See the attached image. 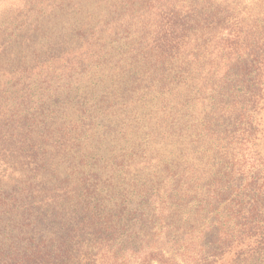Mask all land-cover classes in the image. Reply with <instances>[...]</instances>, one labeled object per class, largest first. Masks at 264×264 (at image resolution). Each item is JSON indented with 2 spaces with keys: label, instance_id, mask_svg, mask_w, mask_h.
Returning a JSON list of instances; mask_svg holds the SVG:
<instances>
[{
  "label": "rangeland",
  "instance_id": "374dc122",
  "mask_svg": "<svg viewBox=\"0 0 264 264\" xmlns=\"http://www.w3.org/2000/svg\"><path fill=\"white\" fill-rule=\"evenodd\" d=\"M104 5L100 0H0V246H14L20 252L19 248L43 244L39 251L49 254L50 258L44 264H207L198 255L201 245L198 229L202 223L191 209L192 223L185 224L188 217L183 215V221H179L182 226H166L163 217L150 223L148 214L141 215L138 211H134L136 215L125 212L127 226H86L78 209L81 200L68 197L83 175L96 177L101 204L114 198L119 200L117 192L122 181L144 178L149 173L154 175L155 171L147 163L153 148L151 135H147L145 128L132 131L139 121L119 115L121 98L138 96L141 90L148 95L151 86L167 84L163 86L173 88L185 79L180 82L181 74L159 61L162 37L170 35L162 31L159 18L149 19L158 29L150 48L144 42L136 45L143 41V34L135 35L136 27H129L127 38L138 49L137 58L124 38L110 34L96 47L86 50L89 54L73 52L72 37L79 27L72 29L71 25L89 18L97 23V15L103 11L102 17L108 10ZM249 7L253 9L254 5ZM151 13L157 12L146 9L142 18H149ZM125 23L120 21V25ZM163 25L171 30L168 23ZM22 41L31 46L37 43L40 50L58 58L66 54L61 61H67L68 67L46 62L47 65L34 72L6 76L5 71L14 66L26 69L17 63L18 58L10 61L11 57L34 55L31 46L20 50ZM142 50H147L150 63L139 53ZM159 98L162 108L170 111L171 98L162 97L160 89ZM192 101L189 110L184 108L179 115L170 116L174 120L173 129L186 136L189 146L180 148V136L175 134L170 137L167 153L189 154L191 170L204 172L197 176L206 180H211L214 174L210 165L218 154L232 153L231 165L236 166L251 154L246 172L252 179L260 177L262 182L263 113L257 110L248 120L247 133L241 130L237 134L238 144L228 140L220 150L209 131L219 130L217 115L207 110L205 101ZM163 114L168 113L161 111L157 117L151 129L153 136H158L161 133L158 129L166 126ZM253 128L259 131L253 133ZM170 129L167 124L163 133ZM192 140L197 141L192 143ZM140 148L146 151L138 153ZM211 150L218 153L212 155ZM207 158L210 159L206 166ZM45 164L49 166L46 168ZM10 166L13 167L8 170ZM14 168L21 177L16 175L7 180ZM170 171L167 169L160 175L163 180H168ZM23 175L28 176L29 185L34 187L31 194L21 192L19 182ZM44 177L46 181H42ZM125 189L120 191L122 195L129 193ZM126 196L123 199H129L132 207L141 203L136 194ZM251 227L256 232L254 237H245V247L224 249V262L235 255L240 259L246 257L245 251L260 240L264 224ZM64 244L77 252L68 261L57 256L64 250Z\"/></svg>",
  "mask_w": 264,
  "mask_h": 264
},
{
  "label": "trees",
  "instance_id": "16d2710c",
  "mask_svg": "<svg viewBox=\"0 0 264 264\" xmlns=\"http://www.w3.org/2000/svg\"><path fill=\"white\" fill-rule=\"evenodd\" d=\"M110 1L100 0V3L105 2L104 7L108 10L104 11L102 17L103 11L97 15V23L89 18L71 25L72 29L79 27L77 34L72 37V44L75 46L73 52L87 53L86 50L96 47L107 34L124 38V43L128 45L133 44L130 43L133 41L127 38L129 27H136L135 35L143 34V41H138L136 45H142L144 42L150 48L155 42L154 37L158 29L149 19L159 18L162 31L170 34L162 37L163 49L160 48L158 53L159 61L181 74L180 82L185 79L173 88L171 85L163 86L167 84L151 86L148 87L151 92L148 95L145 90H141L138 96L121 98L122 112L119 115L125 119L139 121L132 131L138 132L145 128L147 135H151L149 139L153 148L147 163L149 168L155 171L154 175L149 173L144 178L122 181L117 192L120 195L119 200L114 198L102 204L99 202V191L95 186L96 177L83 175L74 193L71 192L68 197L81 200L78 209L86 226H127L125 212L134 211L140 212L141 215L148 214L150 223L157 217H163L166 226H182L179 221H183V215L188 217L185 224L192 223L193 216L189 215L191 209L200 217L202 223L198 229L201 236L198 254L201 262L264 264V231L260 234V240H256L258 242H254L248 252L245 251L246 257L240 259L239 255H235L224 262V249L245 247V237L252 238L256 234L251 226L264 224V180L260 182V177H255L253 181L251 175L246 172L250 167L248 160L252 159L251 154L245 156L243 162L237 166L231 165L232 153L218 154L214 158L215 162L210 165L214 174L211 175V180H206L203 176H197L204 172L191 170L187 159L189 154L178 156L174 151L167 153L170 137L175 134L180 136V148L189 146L186 136L173 129L174 120L170 116L179 115L184 108L189 110L188 106L194 99L205 101L207 110L209 109L210 113L214 111L217 115L219 130L209 131L213 143L219 146L220 150L226 146L228 140L235 141L241 130L247 133L248 120L257 110L264 115V0ZM251 4L254 5L253 9L249 7ZM166 8H169L170 12ZM146 9H155L157 13H151L149 18L143 19ZM120 21H125V25H120ZM134 22L136 23L133 24ZM166 23L171 30L165 29L163 24ZM19 45L21 51L24 46H31L23 41ZM37 46L34 42L31 46L34 55L21 54L11 57L10 61H16L18 58L17 63L23 64L26 69L14 66V69H8L4 74L15 76L19 72H34L40 66L47 65L46 62H56L55 65L68 67L67 61H61L66 54L58 58L50 52H43ZM130 51L134 52L137 58L138 49L130 45ZM139 53L150 63L147 50ZM159 89L162 97L167 95L171 98L173 106L168 108L170 111L162 108ZM161 111L168 113L162 116L163 125L170 124L171 129L163 133L166 126H162L158 129L161 133L153 136L151 129ZM257 126L259 128V123ZM258 131L256 128L252 130L253 133ZM235 144L238 142L235 141ZM242 145L247 150L246 144L242 142ZM141 151L146 150L140 148L138 153ZM211 151L212 155L218 153L216 150ZM209 159L207 158L206 166ZM45 166L47 168L49 165ZM160 168L161 171H157ZM167 169L172 171L166 181L160 175ZM13 171L7 180L16 175L21 177V173L15 168ZM46 179L44 177L42 181ZM89 182L92 186H88ZM29 183L28 176L23 175L19 182L22 193L31 194L34 190L33 185ZM123 187L126 188L125 192H129L126 195L136 194L141 199L140 204L133 202L137 204L136 208L130 206L132 204L129 199H123L124 196L128 198L120 193ZM77 192L78 195H75ZM118 209L119 213L115 212ZM135 212L133 215H136ZM192 231L195 233L194 228ZM94 233L96 234L95 231ZM42 245L19 248L20 252L14 246H0V249L3 248L0 250V264L48 263L49 254L39 251ZM63 248L57 256L64 257L67 261L77 253L74 248L66 247L65 244Z\"/></svg>",
  "mask_w": 264,
  "mask_h": 264
}]
</instances>
